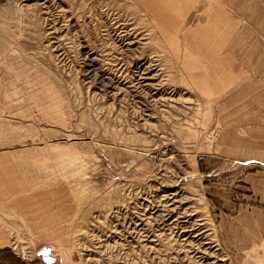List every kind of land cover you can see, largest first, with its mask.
<instances>
[{
    "label": "rangeland",
    "instance_id": "374dc122",
    "mask_svg": "<svg viewBox=\"0 0 264 264\" xmlns=\"http://www.w3.org/2000/svg\"><path fill=\"white\" fill-rule=\"evenodd\" d=\"M252 209L264 0H0V264H264Z\"/></svg>",
    "mask_w": 264,
    "mask_h": 264
},
{
    "label": "crops",
    "instance_id": "0c3cea01",
    "mask_svg": "<svg viewBox=\"0 0 264 264\" xmlns=\"http://www.w3.org/2000/svg\"><path fill=\"white\" fill-rule=\"evenodd\" d=\"M253 200L261 204L260 196ZM247 213L228 219L227 222L228 245L236 253L246 252L264 239V216L253 209Z\"/></svg>",
    "mask_w": 264,
    "mask_h": 264
}]
</instances>
